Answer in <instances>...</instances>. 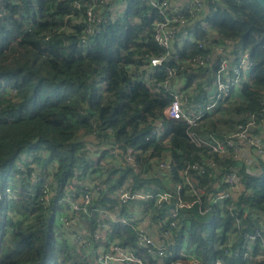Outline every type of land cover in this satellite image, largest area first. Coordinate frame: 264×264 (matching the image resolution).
<instances>
[{
	"label": "trees",
	"instance_id": "16d2710c",
	"mask_svg": "<svg viewBox=\"0 0 264 264\" xmlns=\"http://www.w3.org/2000/svg\"><path fill=\"white\" fill-rule=\"evenodd\" d=\"M117 2L0 0V264H102L100 255L112 253L113 245L149 264H264V172L248 174L230 154L220 156L189 137L191 129L226 137L250 116L264 122L263 8L255 0H209L205 19L225 37L246 43L253 80L196 126L166 119L160 137L150 132L172 97L155 89L150 73L145 76L147 59L166 52L154 30L164 15L151 0H126L122 15L105 22ZM199 53L184 51L182 59ZM25 156H35L23 163L27 172L12 174ZM162 161L172 167L169 187ZM186 162L204 166L197 182L206 189L201 204L179 208L172 218L180 200H193L186 186L180 199L177 193ZM153 164L160 181L151 182ZM102 170L100 180L92 177ZM232 171L244 189L228 197L231 209L212 206L204 213L206 197L216 196V182L227 188ZM148 183L171 199L160 206L153 198L122 202L120 188L139 191ZM136 204L155 218L154 234L169 230L172 245L163 257L138 245L134 226L112 219ZM179 245L197 260L176 256Z\"/></svg>",
	"mask_w": 264,
	"mask_h": 264
},
{
	"label": "built area",
	"instance_id": "2783aa9c",
	"mask_svg": "<svg viewBox=\"0 0 264 264\" xmlns=\"http://www.w3.org/2000/svg\"><path fill=\"white\" fill-rule=\"evenodd\" d=\"M104 1L109 2L110 0H94L95 3ZM125 1L119 0L111 8L110 15L105 22L122 15L127 9L124 4ZM174 1L161 2L160 0H151V4L159 8L164 15V21L157 23L154 26V30L157 44L165 48L166 52L164 56L147 59L148 74L145 76V80L149 78L150 73V78L156 82L155 89L158 91L164 90L172 97V102L163 110L162 120L164 122L154 123L150 132L160 137L165 134L166 119L182 120L191 126H196L208 114L216 112L218 109L228 105L233 99L239 98L245 84L252 82L255 68L250 51L242 39L239 37H225L205 19V8L209 0ZM202 12L204 13L201 14ZM188 14L190 17H187ZM3 16L4 12L0 10V22ZM89 16L90 18L94 16L92 8L89 11ZM196 48L200 50L199 54L182 59L184 51L191 52ZM165 58L173 60L178 66L166 64ZM180 68H183L185 73H182ZM162 73L164 76L160 77ZM188 75H192L193 79L187 78ZM189 137L198 142V144L211 148L220 156L230 154L234 159L242 162V166L248 174L259 175L264 172V168L261 165V158L264 159V122H257L254 116H250L245 124L238 125L230 135L223 138L213 134L201 135L193 129L189 131ZM112 153H115V151L113 150ZM127 156L130 161L134 160L130 154ZM164 162L168 163V161ZM188 163L187 169L190 174L188 172L185 174L183 171L180 173L183 183L178 184L177 188L187 187V183H194L192 188L199 186L200 192L195 197L191 194L192 201L180 200L177 208L171 210L175 217H178L179 208L191 207L195 203L201 204L203 201L202 196L205 190L203 185L197 182V176L205 175L204 166ZM207 164L212 167L215 165L211 160H208ZM35 168L37 169V167ZM19 169L22 172H27L22 166ZM161 170H163L162 166ZM50 171V169L47 170L48 173ZM171 172V170L168 171L170 182H172ZM185 177L189 182H184ZM43 179L48 182L45 177ZM34 180H36V176H34ZM237 181L236 171L226 175V182H228L229 186L224 191H228L230 195H222L220 199L215 201L214 198L218 196L217 192L212 200L207 199L209 207L201 210L206 213L212 206H219V209L224 207L231 209V206H227V199L229 196L237 197L235 196ZM139 192L154 195L162 193L159 196L165 195V199L169 200L172 197L167 190L156 191L155 189L153 191L131 192L125 187L119 194L122 197L124 193V197L133 199L132 201L144 199V196L139 195ZM147 197L149 198H146V200L153 198L157 201L158 199L153 196ZM86 201H89V197ZM74 207L78 208L76 205ZM140 209L145 211L143 216H137L129 212L125 216L119 215L117 218L113 216L112 219L123 224H133L132 226L138 230L139 234L138 245L147 249L154 257H163L172 245V241L169 240L170 232L169 234L166 231L160 235L154 234L151 225H155V223L152 224L149 221L150 218H153V215L147 212L143 205L140 206ZM170 224L173 227L176 226L174 221ZM251 238L254 239V237ZM73 239L80 240L76 234L73 235ZM179 248L180 250L176 253V256L197 260L188 247L185 250L179 245ZM121 251L129 254L127 259L132 263L149 264L148 260L134 256L130 249L124 250L117 245L112 246V253L100 255L98 262H102V264H120L125 259H120L118 256ZM218 264L220 263L218 262Z\"/></svg>",
	"mask_w": 264,
	"mask_h": 264
},
{
	"label": "rangeland",
	"instance_id": "374dc122",
	"mask_svg": "<svg viewBox=\"0 0 264 264\" xmlns=\"http://www.w3.org/2000/svg\"><path fill=\"white\" fill-rule=\"evenodd\" d=\"M33 158H35V156H33ZM264 162V159L263 158H261V165L263 166V163ZM108 166H109V168H111L112 166H113V160H110V162H108V164H107ZM160 165L162 166V168H163V170H161L163 173H164V175L165 176H167L168 177V175H169V173H168V171L169 170H171L172 169V167H171V165L169 164V163H165L164 161H162V162H160ZM187 165H189V163L188 162H186L185 163V165H184V167H183V173H187L188 172V174H190V171H188V169H187ZM138 171V170H137ZM105 172L106 171H104V170H102V171H98L97 172V174H95V175H93L92 177L93 178H96V180H100V177L101 176H103L104 174H105ZM139 172V171H138ZM151 182H155V181H160L161 179H160V173L158 172V170H157V168H156V166H155V164H153V167H152V170H151ZM143 177V176H142ZM106 178V176L104 177V179ZM170 178V177H169ZM10 181L11 182H14V180H12L11 179V177H10ZM136 182V181H135ZM166 183V186L167 187H169L170 185H169V182L170 181H165ZM184 182H189L188 180H187V178L185 177L184 178ZM190 182H195V181H190ZM130 183H132V182H130ZM194 185V183H187V187L189 188V190H190V192L192 193V196L193 197H195L196 195H198L199 194V192H200V187L198 186V187H194V188H192V186ZM219 182H216V187H217V189H218V196L217 197H215L214 198V200L216 201V200H218V199H220V197L222 196V195H224V196H226V195H230V193L228 192V191H224L225 189L223 188H219ZM124 187H122V188H120L118 191H119V193L121 194V190L123 189ZM131 189V188H130ZM156 189V191L158 190V187H156L153 183H148V184H146L145 186H144V188L143 189H141V190H139V191H144V190H146V191H153V190H155ZM203 189L205 190L206 188H205V186H203ZM240 189H244L243 188V183H241L240 181H239V178H238V181H237V186L235 187V196H238L239 195V192H240ZM131 192H133V190L131 189L130 190ZM159 191V190H158ZM182 191H183V187L182 188H177V193H182ZM140 194L139 195H141V196H144V199H146V198H149V197H147V196H153V197H157L158 199H157V201H156V203L158 204V206H160V204L161 203H166V202H168L169 201V199H165V195H163L162 197L161 196H159V195H162V193H157V194H144V192L143 193H141V192H139ZM122 202H125L124 204H127L128 206H130V202L133 200V199H128V198H126V197H124V193L122 194ZM137 198H139V197H137ZM181 198V194H180V197H179V199ZM209 197H206V199H208ZM121 205V204H120ZM189 205H191V203H189ZM140 204H136L133 208H129V209H131V210H133L134 212H132V211H130V213L131 214H135V215H137V216H143L144 215V213H145V211H142L141 209H140ZM229 206H231V205H229ZM19 210H18V213L20 214V215H26V212H25V210H22V209H20V208H18ZM130 215V214H129ZM131 218H132V216H131ZM172 218H177V217H175V216H173V213H172ZM149 221L153 224V223H155V218L153 217V218H150L149 219ZM133 224H131V225H129V224H125V226H129V227H131ZM135 230H137L136 228H135ZM138 231V230H137ZM166 232H168V234H169V230H167ZM140 240H141V238H140ZM118 256L120 257V259L122 258V259H124L120 264H126V263H130V261L127 259L128 257H129V254H127V253H123V251H121L119 254H118ZM74 258H75V256H74ZM63 260V257H61V255H60V257L58 258V262H61Z\"/></svg>",
	"mask_w": 264,
	"mask_h": 264
},
{
	"label": "clouds",
	"instance_id": "9594fccd",
	"mask_svg": "<svg viewBox=\"0 0 264 264\" xmlns=\"http://www.w3.org/2000/svg\"><path fill=\"white\" fill-rule=\"evenodd\" d=\"M31 160H33V156H25V157H22V158L17 162L15 169H14L11 173H12V174L15 173L16 170H19V171H20L19 167H20V166L24 167L23 163H24V162H27V161H31ZM24 168L27 170L26 167H24ZM11 178H13V177L11 176ZM13 180H14V179H13Z\"/></svg>",
	"mask_w": 264,
	"mask_h": 264
},
{
	"label": "water",
	"instance_id": "95a60500",
	"mask_svg": "<svg viewBox=\"0 0 264 264\" xmlns=\"http://www.w3.org/2000/svg\"><path fill=\"white\" fill-rule=\"evenodd\" d=\"M264 10V0H255Z\"/></svg>",
	"mask_w": 264,
	"mask_h": 264
},
{
	"label": "crops",
	"instance_id": "0c3cea01",
	"mask_svg": "<svg viewBox=\"0 0 264 264\" xmlns=\"http://www.w3.org/2000/svg\"><path fill=\"white\" fill-rule=\"evenodd\" d=\"M155 185V183H153Z\"/></svg>",
	"mask_w": 264,
	"mask_h": 264
},
{
	"label": "bare ground",
	"instance_id": "6f19581e",
	"mask_svg": "<svg viewBox=\"0 0 264 264\" xmlns=\"http://www.w3.org/2000/svg\"><path fill=\"white\" fill-rule=\"evenodd\" d=\"M20 14V13H19Z\"/></svg>",
	"mask_w": 264,
	"mask_h": 264
}]
</instances>
